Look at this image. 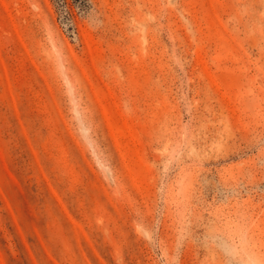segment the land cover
<instances>
[{
    "label": "rangeland",
    "instance_id": "374dc122",
    "mask_svg": "<svg viewBox=\"0 0 264 264\" xmlns=\"http://www.w3.org/2000/svg\"><path fill=\"white\" fill-rule=\"evenodd\" d=\"M0 264H264V0H0Z\"/></svg>",
    "mask_w": 264,
    "mask_h": 264
}]
</instances>
